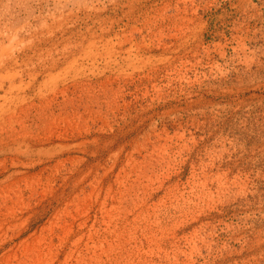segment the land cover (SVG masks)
<instances>
[{
	"label": "rangeland",
	"instance_id": "rangeland-1",
	"mask_svg": "<svg viewBox=\"0 0 264 264\" xmlns=\"http://www.w3.org/2000/svg\"><path fill=\"white\" fill-rule=\"evenodd\" d=\"M0 264H264V0H0Z\"/></svg>",
	"mask_w": 264,
	"mask_h": 264
}]
</instances>
